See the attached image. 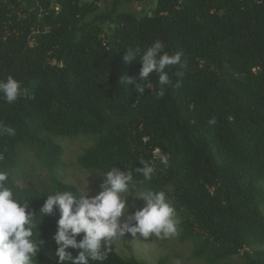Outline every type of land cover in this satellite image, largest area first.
<instances>
[{
  "label": "trees",
  "instance_id": "16d2710c",
  "mask_svg": "<svg viewBox=\"0 0 264 264\" xmlns=\"http://www.w3.org/2000/svg\"><path fill=\"white\" fill-rule=\"evenodd\" d=\"M114 1L0 0V80L13 76L31 97L0 100V121L15 129L0 136V168L36 213L56 190L81 194L58 179L65 168L58 140L91 142L76 158L90 175L134 170L159 148L169 166L155 160L144 186L166 193L190 257L264 264V0H154L136 15ZM157 39L170 54L182 53L169 69L180 87H167L162 98L155 74L143 95L121 81L141 69L123 62L126 48L143 50ZM27 153L47 172L38 187L17 184ZM58 218L40 217L44 244L34 264H55ZM112 247L103 264H144Z\"/></svg>",
  "mask_w": 264,
  "mask_h": 264
},
{
  "label": "clouds",
  "instance_id": "9594fccd",
  "mask_svg": "<svg viewBox=\"0 0 264 264\" xmlns=\"http://www.w3.org/2000/svg\"><path fill=\"white\" fill-rule=\"evenodd\" d=\"M181 57L180 52H167L159 39L143 50L127 47L123 62L138 61L141 69L137 76H126L121 81L127 86L134 84L135 93L143 95L146 88L152 87L150 77L155 74L160 85L155 94L162 98L167 87H180L179 80L173 84L169 69L179 65ZM175 75L182 73L177 71ZM22 97L31 98L20 81L11 75L0 80V100L11 105ZM216 123L214 116L208 120L210 126ZM4 135L14 136L15 129L0 121V136ZM4 158L0 151V161ZM157 159L164 168L169 166L168 156L159 148L154 149L153 161L138 160L141 167L134 170L112 167L96 175L102 181L96 195L89 194L88 183L79 195L70 190H56L45 196L36 213L30 210L28 201L17 196L9 172L0 168V264H34L44 244L37 231L40 217L55 212L59 214L51 237L56 246L55 264H103L113 252L114 241L126 234L134 238L139 234L145 239L153 234L164 239L179 235L181 221L166 193L144 186L157 171L154 164ZM134 173L143 180H137ZM130 197L142 201V206L129 205ZM130 209L134 210L128 215ZM125 216L127 219L122 221Z\"/></svg>",
  "mask_w": 264,
  "mask_h": 264
},
{
  "label": "rangeland",
  "instance_id": "374dc122",
  "mask_svg": "<svg viewBox=\"0 0 264 264\" xmlns=\"http://www.w3.org/2000/svg\"><path fill=\"white\" fill-rule=\"evenodd\" d=\"M55 1V0H53ZM111 2L113 0H110ZM119 2V10L136 15L139 9L144 8L146 11L154 7V0H145L144 2H135L134 0H115ZM56 4V3H55ZM102 6V5H101ZM100 6V7H101ZM63 149V162L65 168L61 173H58V179L64 183L72 184L80 191L85 189L88 183V191L91 196L96 195L100 191L101 179L96 173L89 177L90 174L80 169L76 164L77 156L84 149L91 145V142L76 138L72 141L58 140ZM22 165L23 172L19 173L20 179L17 184L20 187H27L26 184L31 183L38 187L41 183H45L47 172L43 170L39 163L34 159L31 153L24 154ZM135 204L137 208L142 206V201L129 198V205ZM130 209L128 215L131 214ZM264 213V209H263ZM178 215V214H177ZM127 219V216L122 217V221ZM180 219V218H179ZM117 254L122 258L134 257L137 261L144 264H156L159 259L164 258L167 264H201L190 257L192 250L191 242L180 243L178 235L167 239L157 238L151 235L145 239L137 234V237H132L126 234L121 240L114 241ZM235 259L232 260L234 262Z\"/></svg>",
  "mask_w": 264,
  "mask_h": 264
},
{
  "label": "built area",
  "instance_id": "2783aa9c",
  "mask_svg": "<svg viewBox=\"0 0 264 264\" xmlns=\"http://www.w3.org/2000/svg\"><path fill=\"white\" fill-rule=\"evenodd\" d=\"M53 8H54V10H55L56 12H58L59 7H58L57 4H54ZM101 40H102V44L105 45V43H106L105 35H102V36H101ZM52 64H55V62L53 61Z\"/></svg>",
  "mask_w": 264,
  "mask_h": 264
}]
</instances>
